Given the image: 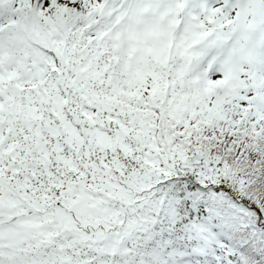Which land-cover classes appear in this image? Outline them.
<instances>
[{"label": "snow or ice", "instance_id": "6c2138e0", "mask_svg": "<svg viewBox=\"0 0 264 264\" xmlns=\"http://www.w3.org/2000/svg\"><path fill=\"white\" fill-rule=\"evenodd\" d=\"M0 264H264V0H0Z\"/></svg>", "mask_w": 264, "mask_h": 264}]
</instances>
